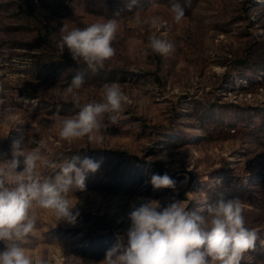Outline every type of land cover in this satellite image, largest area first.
Returning <instances> with one entry per match:
<instances>
[{
	"label": "rangeland",
	"instance_id": "obj_1",
	"mask_svg": "<svg viewBox=\"0 0 264 264\" xmlns=\"http://www.w3.org/2000/svg\"><path fill=\"white\" fill-rule=\"evenodd\" d=\"M129 2L0 0V162L12 159L15 141L21 151L35 147L31 138L46 145L42 178L53 175L47 162L59 166L79 156L100 163L84 191L69 193L78 201L75 225L32 210L36 229L21 244L47 264H100L129 227L131 207L144 199L162 206L184 201L192 210L221 195L238 197L246 226L264 240V0H175L185 12L179 24L173 0H138L142 17L163 19L155 34L174 44L167 56L147 50L154 30L135 26ZM113 18L120 24L116 54L103 69L77 64L67 49L60 54L64 24L71 29ZM77 74L85 78L82 103L100 101L111 82L128 97L115 125L105 117L98 143L59 136L56 114L78 111L63 96ZM6 107L14 110L12 121ZM18 159L19 172L24 157ZM165 173L176 188L154 189L151 176ZM241 264H264V245L257 241Z\"/></svg>",
	"mask_w": 264,
	"mask_h": 264
},
{
	"label": "clouds",
	"instance_id": "obj_2",
	"mask_svg": "<svg viewBox=\"0 0 264 264\" xmlns=\"http://www.w3.org/2000/svg\"><path fill=\"white\" fill-rule=\"evenodd\" d=\"M137 5L138 0H130L126 7L133 14L136 27L147 25L154 30L147 50L162 56L174 52L173 43L155 34L164 26L163 19L142 17V9ZM171 12L175 23H181L185 12L180 3L173 0ZM60 31L62 36L57 43L60 54L67 49L77 64L83 62L93 72L103 69L116 54L113 43L120 24L114 18L71 29L64 24ZM147 50L144 55H148ZM84 84L83 74H77L63 89V96L70 97L78 111L70 116L56 114L59 136L68 142L87 138L89 143H98L101 129L106 128L105 117L115 125L128 97L119 84L111 82L103 85L100 101L82 103L79 90ZM3 93L0 89V105L4 104ZM4 112L9 121L14 119L11 107ZM28 143L36 146L21 151L20 142L15 141L12 159L0 162V241L5 245L0 250V264H47L44 258L30 255L21 244L36 229L32 210L50 211L57 223L75 225L80 215L78 210L74 212L78 201L70 199L69 193L84 191L88 174L100 167L92 159L72 156L59 166L47 162L53 175L42 178L38 169L41 150L46 145L41 139L36 142L30 138ZM20 156L24 157V167L18 172ZM150 183L154 189L176 188V182L167 173L153 174ZM127 216L129 227L123 234H117V243L107 250L100 264H241L244 254L255 250L257 241L264 245L258 230L246 226L244 207L238 197L221 195L214 203L192 210L184 201L173 200L162 206L158 200L144 199L139 206L133 205Z\"/></svg>",
	"mask_w": 264,
	"mask_h": 264
},
{
	"label": "trees",
	"instance_id": "obj_3",
	"mask_svg": "<svg viewBox=\"0 0 264 264\" xmlns=\"http://www.w3.org/2000/svg\"><path fill=\"white\" fill-rule=\"evenodd\" d=\"M103 154H105V153H103ZM119 185H121V183H119Z\"/></svg>",
	"mask_w": 264,
	"mask_h": 264
}]
</instances>
